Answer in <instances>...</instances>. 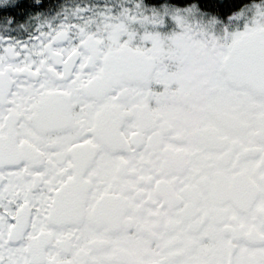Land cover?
I'll list each match as a JSON object with an SVG mask.
<instances>
[{"label":"snow or ice","instance_id":"snow-or-ice-1","mask_svg":"<svg viewBox=\"0 0 264 264\" xmlns=\"http://www.w3.org/2000/svg\"><path fill=\"white\" fill-rule=\"evenodd\" d=\"M197 12L0 34V264H264V9L222 39Z\"/></svg>","mask_w":264,"mask_h":264},{"label":"flooded vegetation","instance_id":"flooded-vegetation-1","mask_svg":"<svg viewBox=\"0 0 264 264\" xmlns=\"http://www.w3.org/2000/svg\"><path fill=\"white\" fill-rule=\"evenodd\" d=\"M229 1L232 0H76V3L86 2L98 7L108 4L114 12H119L122 7L133 8L139 3L144 15L151 16L156 11L164 19V23L134 24L132 27L139 34L153 31L161 35H170L180 30L171 19L173 9H186L195 5L198 12L187 19L201 24L222 39L226 34L243 31L246 26H251L258 7L264 9V0ZM69 6L70 0H0V34L23 39L46 20L59 23L64 9ZM133 43L138 45L141 41L137 38Z\"/></svg>","mask_w":264,"mask_h":264},{"label":"trees","instance_id":"trees-1","mask_svg":"<svg viewBox=\"0 0 264 264\" xmlns=\"http://www.w3.org/2000/svg\"><path fill=\"white\" fill-rule=\"evenodd\" d=\"M236 1L238 0H232V1H229V3H235ZM242 0L238 1V2H241Z\"/></svg>","mask_w":264,"mask_h":264}]
</instances>
